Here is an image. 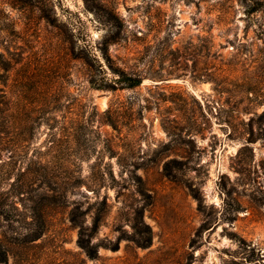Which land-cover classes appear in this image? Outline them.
I'll return each instance as SVG.
<instances>
[{"label":"rangeland","instance_id":"rangeland-1","mask_svg":"<svg viewBox=\"0 0 264 264\" xmlns=\"http://www.w3.org/2000/svg\"><path fill=\"white\" fill-rule=\"evenodd\" d=\"M108 43L139 86L90 87L114 84ZM14 112L7 264H264V0H0V113ZM34 205L45 233L23 243ZM97 219L92 260L78 226Z\"/></svg>","mask_w":264,"mask_h":264},{"label":"trees","instance_id":"trees-1","mask_svg":"<svg viewBox=\"0 0 264 264\" xmlns=\"http://www.w3.org/2000/svg\"><path fill=\"white\" fill-rule=\"evenodd\" d=\"M109 45L108 43L106 47L102 50V57L104 59V62L106 63V66L108 70L110 71V74H112L113 79L111 80L113 85L108 84L105 81H102L101 83L95 78L90 77L88 79V83L90 87L94 90H122V89H132L140 85L141 81L136 79L135 77H131L126 73L125 70L118 67L113 60L111 59L109 55ZM102 66L98 65L99 72H102ZM54 69H57L55 66ZM103 73H105L103 71ZM89 74V73H88ZM102 80V79H101ZM20 106H18V109ZM26 108V107H24ZM21 109V108H20ZM0 143L3 141L2 136L3 134H9L14 130H17L15 128L16 125H18V113H12V114H3L0 113ZM16 141H18V131L16 134ZM20 150H18V159ZM40 163V162H39ZM32 182V180H26L18 185V194H28V184ZM30 201H33V198L30 199ZM16 211L17 209L14 208ZM16 215H13L10 213L8 209V199L3 198L0 196V264H7L8 263V257L10 255V247L9 245L15 244L18 246V218H16ZM30 216L32 218V221L29 223V228L27 229L31 235V238L29 240L23 239V243H29L36 241L40 239L46 229V223H45V217L44 212L40 208V205H34L31 208ZM141 220V219H140ZM79 238H78V246L79 248L85 253V255L89 259H97L98 258V247L97 245L91 244V237L94 233L97 232V229L99 227V220H94L91 232L88 234H85L83 230L82 224H79ZM147 228V232L144 230H139L138 234L140 235L139 240H134L135 244L142 248L146 249L151 245V239H150V231L149 228ZM12 230L13 233H15V237L11 236L9 237L7 231ZM145 235V236H144ZM112 251H115L118 249V246H113Z\"/></svg>","mask_w":264,"mask_h":264}]
</instances>
